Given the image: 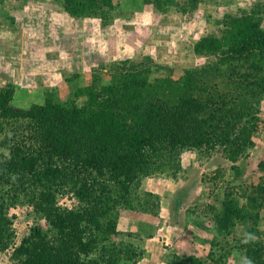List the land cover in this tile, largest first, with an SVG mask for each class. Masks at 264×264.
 I'll return each instance as SVG.
<instances>
[{"label":"trees","instance_id":"1","mask_svg":"<svg viewBox=\"0 0 264 264\" xmlns=\"http://www.w3.org/2000/svg\"><path fill=\"white\" fill-rule=\"evenodd\" d=\"M206 1L218 2L145 0L160 12L183 14ZM59 2L71 17H99L106 24L121 0ZM214 24L218 32L202 34L192 46L206 62L184 68L179 77L154 73L168 67L147 55L99 67L87 83L77 75V87L64 98L45 88L42 100L27 107L12 103L14 83L0 88L1 145L10 151L0 161V254L12 249L16 264H137L146 254L132 240L139 234L120 235L118 221L121 209L159 215L161 197L142 192L144 178H179L185 150L220 151L232 164L247 156L262 120L264 0L226 12ZM259 169L256 185H228L219 205H210L224 242L216 234L206 239V256L170 252L164 264H228L235 251L242 264H264V160ZM179 190L169 207L174 224L186 206L175 197ZM63 196L77 203L61 204ZM12 205L26 207L35 219L19 243ZM240 224L247 234L232 244L228 237Z\"/></svg>","mask_w":264,"mask_h":264},{"label":"rangeland","instance_id":"2","mask_svg":"<svg viewBox=\"0 0 264 264\" xmlns=\"http://www.w3.org/2000/svg\"><path fill=\"white\" fill-rule=\"evenodd\" d=\"M133 1L137 4H131ZM254 1H206L195 12L183 14L175 9L160 12L145 0H121L118 10L103 24L99 17L69 16L59 0H0V88L14 83L17 91L12 103L27 107L42 100L45 88L56 89L64 98L77 87V75L87 83L99 67L123 59L139 61L147 55L154 63L168 67L154 73L179 77L184 68L206 62L207 58L195 54L192 46L202 34L218 32L214 19L249 8ZM101 74L109 77L106 70ZM260 116L255 145L235 164L223 159L220 151L185 150L180 157L184 169L179 178L167 174L144 178L142 192L158 193L161 197L159 215L121 209L118 221L120 235L128 231L139 234L132 240L144 247L146 254L137 264H164L163 258L170 252L207 255L210 244L206 239L218 235L210 205H219L228 185L250 187L263 174L259 162L264 160V100ZM2 139L3 134L0 161L10 155L9 149L1 145ZM233 165L240 168L239 175H235ZM177 190L175 197H181L186 206L183 205L182 221L174 224L169 207ZM60 203L72 206L77 202L63 196ZM13 213L17 215L13 227L19 243L35 219L24 206L12 205L9 214ZM261 215L259 227L264 230V208ZM196 219L204 226L195 225ZM238 230L228 237L232 244L234 237L247 234L242 224ZM149 233L154 236L147 237ZM217 237L224 242L222 236ZM11 253L10 248L1 252L0 264H16ZM242 261L236 251L228 257V264Z\"/></svg>","mask_w":264,"mask_h":264},{"label":"clouds","instance_id":"3","mask_svg":"<svg viewBox=\"0 0 264 264\" xmlns=\"http://www.w3.org/2000/svg\"><path fill=\"white\" fill-rule=\"evenodd\" d=\"M249 264H250V262H249Z\"/></svg>","mask_w":264,"mask_h":264}]
</instances>
